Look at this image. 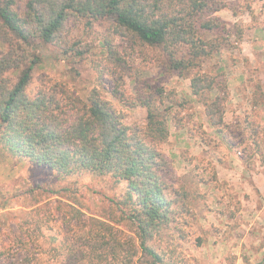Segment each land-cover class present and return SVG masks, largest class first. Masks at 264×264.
<instances>
[{
    "label": "rangeland",
    "instance_id": "rangeland-1",
    "mask_svg": "<svg viewBox=\"0 0 264 264\" xmlns=\"http://www.w3.org/2000/svg\"><path fill=\"white\" fill-rule=\"evenodd\" d=\"M14 1L22 14L28 0ZM207 18L218 26L201 33L220 44L218 52L198 67L214 79L216 88L209 94L223 92L227 99L228 77L241 75L242 96L263 102L264 0H212L202 20ZM113 27L112 19L70 18L54 43L0 40L2 53L19 65L3 77L15 83L28 60L37 58L26 88L30 97L44 91L59 100L67 95L85 99L96 89L121 113L124 124L141 131L147 120L144 100L149 99L159 112L168 109L170 136L160 144L168 165L160 175L171 185L167 196L173 204L168 222L150 246L162 255L163 264H264V104L248 120L242 115L232 117L221 137L213 127L203 126L201 98L191 94L192 71L185 76L169 69L168 56L160 46L143 44ZM182 53L180 48L177 56ZM44 187L59 193L45 192ZM123 192V182L115 183L109 176L62 177L5 157L0 160V241L12 242L14 233H21L24 219L31 221L26 229L34 228L32 222L39 216L45 238L36 240L39 254L29 244L31 256L38 262L62 263L64 255L53 260L51 253L63 238L62 222L51 209L54 200L63 199L59 195L75 200L84 218L110 221L122 231L121 238L132 236V226L122 214L125 208L117 204ZM49 202V213L39 208ZM82 237L75 233L76 249L89 247ZM17 256L16 264H26ZM137 256L138 263L152 264L144 254ZM73 264L90 262L79 258Z\"/></svg>",
    "mask_w": 264,
    "mask_h": 264
},
{
    "label": "trees",
    "instance_id": "trees-1",
    "mask_svg": "<svg viewBox=\"0 0 264 264\" xmlns=\"http://www.w3.org/2000/svg\"><path fill=\"white\" fill-rule=\"evenodd\" d=\"M211 2L28 0L26 10L20 14L14 8V0H0V40L54 43L70 18L112 19L115 31L131 35L143 44L160 46L168 56L169 69L185 76L192 71L191 94L201 98L208 124L223 137L222 130L227 127L223 121L225 93L211 96L209 93L216 88L214 79L198 70L200 62L220 47L201 33L218 26L210 18L202 20ZM180 48L182 56H177ZM37 62V58L28 60L16 82L10 84L3 73L19 65L10 54L0 50V160L16 157L62 177H80L87 173L109 176L115 183L123 182V196L117 204L124 206L122 214L134 232L121 238L122 231L112 222L92 216L84 218L75 200L59 195L63 199L54 200L53 207L48 205L51 202L39 207L47 213L54 209L62 222L63 238L51 253L53 260L59 255L65 259L62 263L50 264H73L79 258L87 259L90 264H140L138 253L150 258L152 264H163L162 255L149 241L168 222L173 204L167 196L171 185L160 175L168 165L160 149V144L170 136L172 118L168 116V109L159 112L149 99L144 100L147 120L141 131L124 124L121 113L101 98L96 89L85 99L67 95L65 100H59L44 91L30 97L26 88ZM220 85L217 83V87ZM252 98L257 106L264 104ZM43 190L59 193L48 187ZM29 220H23L21 233H14L12 242L0 241L3 264H16L13 258L17 253L21 255L16 259L26 264H49L31 256L30 247L37 254L42 252L36 240L45 235L40 230L39 216L32 222L35 223L32 229H26V224L31 223ZM78 231L85 242H90L89 247H74L72 241Z\"/></svg>",
    "mask_w": 264,
    "mask_h": 264
},
{
    "label": "crops",
    "instance_id": "crops-1",
    "mask_svg": "<svg viewBox=\"0 0 264 264\" xmlns=\"http://www.w3.org/2000/svg\"><path fill=\"white\" fill-rule=\"evenodd\" d=\"M238 79L239 80L241 79V75H239L238 77L229 76L227 80L229 81L228 89L230 93L224 103L225 105H224L223 121L226 124L229 123V120L232 119V117H237L241 115L247 118L248 120L252 118L251 116L255 114L254 111L256 110V108L261 107V106H257V104L253 102L252 97L244 98L242 96L241 90H243L242 89L243 84ZM261 113H263L264 116V110H262ZM203 120L205 121V124L203 126L206 127L207 125L208 127L211 128V126L207 122V118L204 114V110H203Z\"/></svg>",
    "mask_w": 264,
    "mask_h": 264
}]
</instances>
